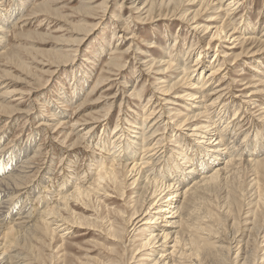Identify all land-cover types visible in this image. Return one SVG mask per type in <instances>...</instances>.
Returning a JSON list of instances; mask_svg holds the SVG:
<instances>
[{
	"label": "rangeland",
	"instance_id": "obj_1",
	"mask_svg": "<svg viewBox=\"0 0 264 264\" xmlns=\"http://www.w3.org/2000/svg\"><path fill=\"white\" fill-rule=\"evenodd\" d=\"M213 1L209 7L202 10L199 9V2L183 0L175 7L174 11L172 7L157 6L149 16L145 13L147 9L142 10V16L140 17L138 11H134L132 0H109L107 5H103L106 0H93L91 5L94 11H90L89 15L84 13V8L87 7H85V3H88V0H0V3L4 2V7H1L4 10L2 15L18 10L15 17L8 22L12 26L9 25V29L5 34V45L0 46V180L2 178L7 179L12 174L15 176L17 170H20L23 165L27 167L24 171L25 174L22 173L26 177H24L25 180L23 179L22 183H19L15 193L12 192L13 195L9 193L7 197H4V203L9 204L11 200L13 203L11 202L10 205L6 203L3 206L7 212V215H3L7 218L3 222V226H12L17 218H28L26 221L27 226L29 224L32 227L41 225L35 228L34 235H28L26 244L20 243L17 246H9L8 252L10 255L12 254V263L19 262L21 259L22 261L19 262L21 264H26V262L27 264H153L152 260L157 256H153L152 247L145 251H139L138 249L139 252L136 249L141 245L143 238L150 234L145 224L147 219L154 215V211L149 210V201L147 204H143V201H136L144 185V176H142L144 174L141 173V176L135 177V179L139 178L137 182L139 184L131 187L134 179L131 180L133 176L130 178V173L127 170V168L129 170L131 168L130 162L123 163L127 168H123L121 174V180L126 184L124 198L113 188H107L110 192L108 195L104 194L103 191L90 188L91 192L95 191L96 194L93 192L94 195H91V201L86 200L90 202L88 206L81 202H73L74 212L76 216L78 215L77 217L82 219L84 226L70 225L73 228L70 231L71 233L67 235L68 232H63L60 228L52 236L45 233L47 230L43 226V220L40 222L38 220L41 219V214H44L43 212L48 205L53 207L62 195H67L73 190V187L79 182L77 180L82 182L86 175H89L86 178L88 183H84L86 188L89 187L91 181H93L90 178V165H92L94 159V163L97 162V154L101 152L96 145L99 143L100 138L106 139L109 151L111 142L114 141L112 133L118 123L124 125L122 127L126 130L128 138L133 135L137 136L139 139L136 140V143L139 144L143 140H140V138L144 133L131 127L132 124L141 127L143 119L148 117L146 126L152 127L145 136L150 137L158 127L160 128L158 130H161L157 133L156 140L151 143L152 145L160 140L162 135L159 134L164 133V126L168 123V119H165L166 122L162 118L158 119L162 113L170 112V117L177 116L180 113L178 115L180 118L175 119L178 124H182L188 116L190 119L185 123L186 125L179 129V134H182L186 140L184 144L176 143V139L173 137L165 142L166 145L161 143V148L157 151L159 153L155 157L161 156L163 162L165 159L167 161L171 155L181 156L182 154L177 151L180 152L183 146L185 148L188 145L185 149L188 150V154L192 153L191 150L196 145L195 141L193 137H191L192 141H189V137L185 136H190L191 130L195 126H199L202 121H205L204 117L199 118L200 120L191 118L202 112L197 108L201 105L199 104L200 99L191 101V98H186L187 94H195L196 91L191 90V86L184 82L179 84L172 92L166 94L162 91L156 92L157 89H164L168 82H174L181 77L176 75L175 68L177 66L173 65V69L164 73L160 65L153 64L152 70L148 69L149 66H146V72H142L143 66L151 60L156 59L155 62L158 63L169 58L165 55L167 51L173 50L172 45L175 44L176 36L180 35L181 45L179 43V47L182 48V52H180V56L175 62L176 65H182L183 63L180 62L183 61L184 64L189 63L190 66H194L197 57L201 58L200 52H206V56L203 54L204 62L198 64L202 68L208 66L202 76V79L206 80V74L210 70L223 64L222 70L214 76V80L210 83L211 90L204 91L203 95H213L217 90L225 89V97L222 100L228 101L227 109L230 113L223 122L230 119L233 123H237L233 128L238 136L237 139H234L236 140L234 144L239 145L243 142L245 146L247 140L251 141L250 139L254 138L256 128L261 127L260 130L264 128V124H262L264 95H257L261 98L253 97L257 101L256 105H250V111L247 112L246 105H243L240 111L238 110L242 101H247L245 96L257 92L264 93L261 90L264 81V0H241L242 2L239 5L242 7L233 11L236 15H234L235 21L238 23H236L237 30L235 33L229 30L227 35L222 34L221 37L212 39L211 36L215 30L220 28L226 21V19L222 21L223 17L230 13L227 11L229 0ZM22 7L24 8L22 9ZM218 7L221 8L215 10ZM118 13L121 14L123 20L128 22L127 28L119 26L116 30L118 33L116 35H122L119 43L118 37L112 40L113 28H115L113 26V15ZM195 14H197L196 19L190 21ZM185 15L186 18L184 19L183 16ZM247 21L252 22V26L245 30ZM206 27L210 28L209 31L203 32L202 30ZM244 31H247L245 32L246 35L244 34L245 36L242 35ZM226 36L229 38H226ZM81 39L84 40L79 43L78 41ZM243 40L247 42H243ZM145 42L155 43L152 44L154 47L151 48ZM116 47L121 49L122 53L131 48L130 52L125 55L124 63L126 66L122 71L113 66L111 67L109 64V59L116 52ZM144 51H146V54ZM189 51H191V56L185 62L184 60ZM139 59L144 60L140 61ZM224 59L227 60L226 63H223ZM259 66L260 70H258ZM81 68L89 72L86 74L87 79L84 81L82 77L85 74L82 73ZM101 77L107 78L108 81L96 88V82ZM125 81L129 82L128 87L124 85ZM76 83L80 84L82 88L77 86ZM204 84L205 82H202V85ZM141 86L145 87L142 97H134V92L140 90ZM197 95L200 97V94ZM150 99L151 102H149ZM209 103L211 102H208V105ZM223 104L224 102L220 101L217 105L218 108L221 109ZM111 105L113 106L111 107ZM218 110L216 107L208 111L213 121L218 119V116L215 117ZM105 119H109L108 126H105ZM172 119H169V121ZM162 121L163 126L161 125ZM157 123L160 125L155 126ZM170 126L174 127L175 132H177L175 126ZM75 127L77 128L75 129ZM90 127H94V131L90 134L91 136L88 135L86 139H83V135ZM134 131L137 134H131ZM169 132V129L166 130V135ZM183 137L180 136V140ZM246 137L247 140L245 141ZM124 138L118 141H124L122 145L127 146V141L125 142ZM28 144L31 146L23 159H21V156L16 158ZM163 146H166L165 150H162ZM134 147L137 150L139 146L135 145ZM260 150L262 149L260 148ZM136 152L138 153L137 159L140 160L142 153L140 150ZM244 152L243 157L253 153V151ZM258 152H260L259 149L255 151V155ZM260 156L258 159L264 158V155ZM174 157L177 159L176 156ZM15 158L21 160L15 164ZM194 159L198 161L200 157L196 155ZM236 159L240 160L238 157ZM145 171L147 169H144L143 172ZM257 172L262 188L263 201L261 207L256 210L255 203L251 204L252 207H246L245 215L241 218L248 217L249 221L255 218L250 213L257 212L255 215L257 218L256 225L263 228V237L264 162L256 170L239 164L232 166L226 180L221 184L219 193L209 197L213 201L210 209L213 210V213L225 211V209L216 208V206L218 202L221 203V206L224 205L223 202L228 197L227 191L229 189V193H237H235V199L237 200H241L240 197L243 199V196L249 198L251 195L249 193L250 180L254 179V174ZM158 175L160 174L156 176ZM65 180H68L67 184ZM64 184L66 185L62 188L61 186ZM59 188L61 189L59 190ZM248 188L249 190H247ZM58 191L64 194L61 195ZM52 195L57 198V202ZM154 202L151 204H154ZM233 207L234 214L238 217L239 208L235 205ZM219 208L221 210H218ZM136 209L142 212L135 216L129 224L130 216ZM86 210L88 212H83ZM250 210L253 211L249 213ZM247 211L249 215L246 214ZM205 212L200 211L198 215L205 216ZM3 216H0V221H3ZM241 218L239 221L244 220ZM23 219L18 220V222H22ZM71 219H74V217H71ZM113 222H115L118 235L122 240L111 237L107 232L109 225ZM230 222L224 224L226 227L217 226L214 230L217 228L222 229L224 235L231 240L234 235V228L232 227L235 226H230ZM251 222L250 220L246 224H251ZM159 225H150V227ZM237 225H239V222ZM123 228L125 229V236L122 233ZM223 228L226 229L223 231ZM248 235L249 231H246L245 226L242 227L237 241L244 240L245 243ZM0 245H2L0 246L1 251L4 244L0 241ZM237 246L236 248H238ZM256 249L258 255L262 257L264 255V242L261 241ZM16 250L23 256H15ZM204 254H209V256H201L203 257L202 264H204V260L206 264H209L208 262L214 264V261L215 264L219 263L218 258L212 252L207 251ZM207 257H210L208 262ZM235 257L236 255H233V258ZM261 262V259H259V263L256 262V264H264Z\"/></svg>",
	"mask_w": 264,
	"mask_h": 264
},
{
	"label": "bare ground",
	"instance_id": "obj_2",
	"mask_svg": "<svg viewBox=\"0 0 264 264\" xmlns=\"http://www.w3.org/2000/svg\"><path fill=\"white\" fill-rule=\"evenodd\" d=\"M182 1L183 0H132V5L135 8L134 11H136V12L138 11L137 13L140 14V17H141L142 16V14H141L142 10L147 9V11L145 13L147 16H149L157 6L161 7V6L165 5L168 7H172V10L174 11L175 7ZM189 1L190 2H196V1L199 2V5H200L199 9H202V10L209 7L214 2L213 0H189ZM92 2H93V0L92 1L88 0V3H85V7L87 6L86 8H84L85 14L89 15L90 11H94V8L91 5ZM241 2H242L241 0H229V4L227 5V8H228L227 11L230 13L226 14L223 17L222 21H224L225 19H226V21H224V23L221 25L220 28L215 30V32L211 36L212 39H214L215 37L219 38L222 36V34L227 35L229 30H232L235 33V31L237 30V25H236L237 22L235 21V19H236L235 18V16H236L235 12H233V11L238 10L240 7H242L239 5ZM3 3L4 2L0 3V40H1L0 46L2 45V47H3V45H5V41H6L5 40V34H6L7 30L9 29V25L11 24L8 22L10 20H12L15 17V15L18 13V10L17 11L15 10L16 12L15 11L13 13L7 12V14L4 13L2 15V12H4L3 8H1V7H4ZM107 4H109V0H106V2H104L103 5H107ZM21 5L23 6V4H21ZM23 8L24 7H22V9ZM220 8L221 7H218L215 10H219ZM19 9H20V7H19ZM120 13L113 15V26H115V28H113L114 34H113L112 40L118 37L119 38L118 43L122 39V35H116V34H118L116 32V30H117V28H119V26L121 28H125V27L127 28V23H128V22H126V20L122 19V16ZM186 15L183 16L184 19L186 18ZM196 17H197V14L193 15V17L191 18L190 21H193L194 19H196ZM12 22H15V21H12ZM247 22H246L247 24L245 25V30L249 29V27L252 26L251 25L252 22H250V21H247ZM242 23H243V21H242ZM10 26H12V25H10ZM209 29H210L209 27H206L202 31L207 32V31H209ZM245 32H247V31H244L242 33L243 36L246 35ZM167 37H169V35H167ZM167 37H166V39H167ZM180 38H181L180 35L176 36L175 44L172 45L173 50L166 52L165 56L169 57L166 61H164V62L160 61L157 63V62H155L156 59H154V60H151L152 62L149 60L150 62H148L147 64H145L146 62L145 63L143 62L145 65L143 66L142 72L143 73L146 72V69H145L146 66H149L148 69L152 70L154 65H160V67H162L161 70L164 71V73H167L170 69H173L174 66H177L175 68L176 75H178V76L180 75L181 77L174 82H171V83L168 82V85H166V87L164 89L160 88L159 90L157 89V91L156 90L155 91L157 93L162 91L166 94V93L172 92L173 90H175L179 86V84L185 82L191 86V88H190L191 90H195L197 92V93L195 92V94L190 93V94L186 95L187 96L186 98H191V101H197L200 99L199 104H201V105L197 108L199 110H202V112L200 114H198L197 116L195 115V117H191V118H197V119H199L201 117L205 118L204 119L205 121H202V123L199 126H195L191 130L190 136H188V135L185 136L187 138L189 137V141L191 140V137H193V139L195 141L194 143L196 145L194 146V148H192V150H191L192 153L188 154V150L185 149L186 147L189 146L188 145L185 148H184V146L183 147L181 146L182 149H180V152L177 151L178 153L182 154L181 156L180 155H174L177 157V159L171 155V157H169L167 161L165 159V161L162 162L161 156H159L158 158L155 157L156 155H158L159 152H157V151L159 150V148H161V145L162 144L166 145L165 142L168 141L169 139L173 138V137L176 139V143L184 144V142L186 140L182 134H179V132H180L179 129H181L182 126L186 125L185 123L190 119V117H188V116H186L187 119L182 124H178L177 120L175 121V119L180 118V116H178L180 113L174 117L169 116L170 112L166 111V112L162 113V115H160L158 117V119L162 118L163 121H165V119H168V123L165 124V126H164L165 127L163 130L164 133L159 134V135H162L160 140H158L161 142L157 141V143L152 144V145H151V143L156 140L155 139L156 135L161 130L159 131L158 129H160V128L158 127L157 130L153 131V133L150 137H146L145 135L147 133H149V131H150L149 129L152 127V126H146V123L148 122L147 121L148 117H147V119H143V121H142L143 124L140 125L141 127H138V126H135L134 124H132L131 128H133L137 131H139V130L141 132L143 131V133H144V134H142V137L140 138V140L141 139H143V140L141 142L139 141L140 142L139 144L136 143V140H138L139 138L135 135L128 138L126 135V130H124V128L122 127L124 125L118 123V124H116V126L114 128V132L112 133V139L114 141L111 142V146H110L111 148L109 147V151H108V145L106 144V139L104 140L103 138H100L99 143L96 145L97 149L101 152L99 154H97L98 155L97 162L94 163L95 162V159H94V162L92 163V165H90L91 166L90 172L92 174V175L90 174V178H91V180L93 179V181L90 180L91 183H90L89 187L86 188V186L84 185V183L87 182L86 178L89 177V175H86V178L82 182H81V180H77V181H79L78 184L75 187H73V190L71 192H69L67 195H62L64 193H62V192L60 193L58 191L62 195V196L60 195L61 199L58 200V202H57V198L52 195L53 197L56 198L57 203L53 207H50L48 205L47 208L45 209V211L43 212L44 214L43 215L41 214V219L38 221L40 222L43 220V222H44L43 226L47 230V232H45V233L50 234L52 236L60 228L62 229L63 232H65V231L68 232V233H66V235H67V234L71 233L70 231L73 228V227H70V225L71 226H84V224H83L84 222L82 221V219L77 217L78 215L76 216V213L74 212L73 202H81L85 206H88V203H90V202H87L86 200L91 199V195L93 194V192H94V194H96L95 191H93V190H92L93 192H91L90 188H93L96 191H103L104 194H107V195H108V193H110L107 188H113L114 191H117L120 194V196L123 197L125 195L124 190H125L126 184L123 183L124 182L123 180H121V174L123 171L122 169L127 168V166L123 165V163L130 162L131 168H130V170L127 168V170L130 173L129 177L131 178L133 176V178H131V180L134 179L131 183V187L136 185V184L137 185L139 184V183H137L139 178L135 179V177H138L141 173L144 174V175H142V176H144V185L142 186V189L140 190L141 193L138 196L139 199L137 198L136 201L137 202L143 201L142 202L143 204H147V202L149 201V203H148L149 210L151 209L154 211V215L151 216L149 219H147V223L145 224L146 228L149 229L150 234L147 237L143 238V240L141 241V245L139 247H137L136 249H137V251H138V249H139V251H145V250L149 249L150 247H152L153 256L154 255L157 256V258L155 257L154 260H152L153 264H186V263H190V262L192 264H197V263L202 264L203 263V257H201V256L202 255H204L205 257H206V255L209 256V254H206V255L204 254L207 251H210L216 255V258H218V260H219V263L217 262L218 264H256V262L259 263V259H261V261H262L261 263H264V255L262 257H260L258 255V252L256 249V247H258V245L261 243V241L264 242V236L262 237L263 228L258 227L256 225L257 218L255 215L257 212H254L253 210L249 211V213L253 211V213H250V214L255 217V218L250 219L252 221L251 224H246L250 221V220L248 221V217L245 219L243 218L245 215L244 211L247 209L246 207L250 206L253 203H255V205H256V210L257 209L259 210V208L261 207V202L263 201V199H262L261 183H260V179L258 177L259 173L258 172L255 173L256 175L254 174V176H255L254 179L250 180L251 186H250L249 193L251 195L249 198H247V196H243V199H242V197H240L241 200H237V199H235V196H236L235 193L236 192L232 194V193H229L230 189L227 191L228 197L226 198V200L224 197L225 201L224 202L222 201L224 205L221 206L220 205L221 203L219 204V202H218V205L216 206V208L220 207V208L225 209V211L222 209L224 212L218 211V213H213L212 212L213 210L210 209L213 201L211 200V198H209V197H211V195L219 193L221 184L223 183V181L226 180V178L230 172V168L232 166L239 164V165H244V167H249L253 170L258 169L259 166H261V164L264 162V158L263 159H258V158L261 157L260 155H264V128L261 130H260L261 127L259 129L256 128V130H257V131L255 130L256 134H255L254 138L250 139L251 141L247 140V137H248L247 136L244 139L245 141L247 140L246 142L244 141L245 146H244L243 142L239 145L234 144L236 141L234 139L235 138L237 139L238 136L236 135V131L233 128L237 123H233L230 119L226 122H223V120L226 117H228V114L230 113V111H228V109H227L228 108V104H227L228 101L222 100V99H224L223 97H225V93H224L225 89L224 90H217L215 92V94H213V95H210V94L203 95L204 91L211 90L210 83H212V81L214 80V76L217 75L218 72H220L222 70L223 64L220 67L213 68L212 70H210L206 74V76H207L206 80H203L202 76H203L204 71L208 69V66H205V68L198 66V64H200L202 61L204 62L203 54H205V56H206V54H207L206 52H203V51L200 52L201 58L197 57V61H196L194 66H190L189 63L184 64L183 61L180 62V63H183L182 65H179V64L176 65L175 62L179 58L180 52H182L181 51L182 48L179 47ZM226 38H229V37L226 36ZM83 40L84 39H81L78 42L81 43V41H83ZM243 42H247V41L243 40ZM145 43L148 44L149 46H151V48L154 47L152 44H155V43H147V42H145ZM196 44L198 45V43H196ZM177 45H178V48H177ZM180 45H181V43H180ZM117 46H119V45H117ZM120 50L121 49H118V47L115 48L116 52L115 53L112 52L114 54H112V56L110 57L109 64L111 65V67L113 66L114 68L122 71L123 68L126 66V64L124 63L125 55H127L130 52L131 48H129L124 53H122ZM145 52L146 51H144V53ZM190 56H191V51H189L187 53L186 59L184 61L187 62L189 60ZM139 60L143 61L144 59H139ZM226 62H227V60L224 59L223 63H226ZM258 64L260 65V62ZM81 70H83V68H81ZM258 70H260V66H259ZM82 73L85 74V76L82 77V79L84 81L87 79L86 74L89 72L88 71L86 72L83 70ZM74 79H75V77H74ZM175 79H177V78H175ZM106 81H108L107 78L101 77L96 82V85H95L96 88H97V86L103 85ZM202 82H205V84L202 85ZM128 84H129V82H126V81L124 82V85L127 87H128ZM262 85H263L262 86L263 88L261 90L264 91V81L262 82ZM77 86L81 87L80 84H77ZM124 87H122V88H124ZM219 87L221 88V86H219ZM140 88H141L140 90L138 89V91L134 92L135 93L134 97H136V96L138 98L142 97V94L145 92V87L141 86ZM77 93H79V92H77ZM197 94H200V97H198ZM257 95L262 96V95H264V93H258L257 92V93H252L248 96H245L247 98V101L246 100L244 102L242 101L238 110L240 111L242 109L243 105H246L245 108H247V112L250 111V109H249L250 105H256L257 99L255 100V99H253V97H259ZM259 98H261V97H259ZM220 101H222V103L224 102L223 107L221 109H219L218 108L219 106H217ZM123 102H124V99H123ZM149 102H151V99L149 100ZM208 102H211V103H209V105H208ZM112 106L113 105H111V107ZM216 107H217V110L219 109L217 111L218 113L216 112L217 114L215 115V117L218 116V119L216 118L217 120L213 121L212 120L213 118H211V116L208 114V111L209 110L211 111L212 109H214ZM239 111H238V114L240 113ZM153 113H155V111H153ZM262 113H261L262 118H263L262 124H264V110ZM143 115H144V117L146 116L145 112ZM171 118H173V119L171 121H169V119H171ZM233 119H235V118H233ZM127 121H129V120H127ZM163 121L161 122V125H162ZM103 122H104V120H103ZM123 122H126V121H123ZM235 122H237V121H235ZM159 123H157L155 126L160 125ZM108 125H109V119L105 121V126H108ZM170 125L175 126V129H177L176 130L177 132H175L174 127H172ZM238 125H240V124H238ZM130 126H131V124H130ZM76 128L77 127H75V129ZM168 129L170 132L166 135L165 132H166V130L168 131ZM93 131H94V127L93 128L90 127V129H88V131L85 133V135H83V139L84 138L86 139L87 136L90 135ZM181 133H182V130H181ZM131 134H137V132L134 131V132H131ZM180 136L183 137L182 140H180ZM157 137H159V136H157ZM94 138H95V136H94ZM121 138H124L125 142L127 141V146L122 145V143L124 141L123 142L118 141ZM230 139H231V141H229ZM192 144H193V142H192ZM91 145H92V143H91ZM135 145L139 146L137 148V150L134 147ZM30 146L31 145L28 144L25 147L26 150L24 149V151H22L20 154H18L16 156V158H19V156H21V159H23L24 155L28 153ZM176 147H178V146H176ZM260 148L262 150H260ZM103 149H105V150H103ZM165 149H166V146L165 147L163 146L162 150H165ZM174 149H173V151H175ZM189 149H191V148H189ZM258 149L260 152H258L255 155V151ZM139 150L142 153V155H141L142 158L140 160L137 159L138 153L136 152V151L139 152ZM242 150H244L246 152L247 151H250V152L253 151V153H250V155L247 154L246 157H243L245 152L244 151L242 152ZM240 151L242 152L241 154L239 153ZM162 153H164V152H162ZM196 155L200 157V159H198V161H195L196 159H194ZM237 157L240 158V160H237L236 159ZM16 158H15V160H16ZM155 158H157V159H155ZM11 159H12V157H11ZM21 159H19V160H21ZM19 160H16L14 163L15 164L18 163L17 161H19ZM29 162H30V160H29ZM167 163H168V165H167ZM26 168L27 167L25 165H23L20 170H17L18 172H16L17 174L15 176L12 174L13 176L11 175V177L9 176V178H7V179L2 178L0 180V216L1 217L4 214L7 215V212L5 211L6 208L3 207L7 203V202L6 203L3 202V200L5 199L4 197H7V194L9 195V193H11V194H12V192L15 193V190H17L19 183H22L23 179L25 180L26 177L23 176L22 173L25 174L24 171ZM144 169L145 170L147 169V171L143 172ZM157 174H160V175L156 176ZM190 180H192V181L190 182ZM67 181H66V184H67ZM188 182H190V183L188 184ZM66 184L62 185L61 187L62 188L65 187ZM225 184H227V183H225ZM227 186H228V184H227ZM60 189L61 188H59V190ZM247 190H249V188ZM247 195L249 196V194H247ZM58 196H59V194H58ZM101 198H103V197H101ZM151 200L155 201L154 204H151L153 202ZM136 201H134V202H136ZM11 202H12V200L9 202V204L8 203L7 204L10 205ZM1 204H3V205H1ZM234 205L239 208L240 213H239L238 217L234 214V207H233ZM250 207H252V206H250ZM220 208L218 210H221ZM153 211H151V212H153ZM200 211H204V212L206 211L205 214L203 213L205 216H203V215L199 216L198 214L200 213ZM242 211H243V213H242ZM83 212H88V211L86 210ZM141 212H142L141 210L139 211L136 209L132 213V215L130 216L129 222L128 221L127 222L129 224H131L134 217L137 216L138 214H140ZM249 213L247 211L246 214L249 215ZM18 215H19V213H18ZM241 216H243L242 218L244 220L239 221ZM71 217H74V219H71ZM5 218L6 217H4L3 219L1 218L3 221H0V241L2 242V244H4L3 247L1 248V251H0V264H13V263L21 264V263H19L20 261H22L21 259H20V261L17 259L19 262H13V263L11 262V260H12L11 255L12 254L10 255V253L8 252L9 246L10 247H12L14 245L17 246L20 243L26 244V242L28 241V235H30V234L34 235L35 233H33V231H35V228H38L41 225L40 226L35 225L34 227H32L29 224L27 226L26 221L28 220V218H24L25 220L23 218H17V220H14L12 226H10V227L6 226L5 227V226H3L4 225L3 222H5L7 220V218L6 219ZM22 219H23L22 222H18V220L20 221ZM230 221H232V222H230ZM226 222L227 223L230 222L231 223V224H229L230 226L231 225L235 226V227H232V228H234V235H233V238L231 237L232 238L231 240L228 238V236L224 235V233L221 231L222 229L220 230L219 228H217L214 230V228L217 226L226 227L224 225ZM238 222H239V225H237ZM157 223L160 225L155 226V227H150V225H158ZM60 224H62V225H60ZM128 225H127V228H128ZM236 225H237V228H236ZM249 225H251V226H249ZM244 226L246 227V231H249L248 239L245 241V243H244V240L238 242L237 237L240 234V230ZM225 229L226 228H223V231ZM144 231H146V230H144ZM107 232L109 233V235L111 237L122 240V238H120L118 235V231L115 227V222H113L112 224L109 225ZM124 232H125V229L123 228V230H122L123 235H124ZM63 235L65 236V233ZM63 235H62V237H63ZM21 240H23V241L21 242ZM234 245H235V247H233ZM0 246H2V245H0ZM236 246L238 248H236ZM235 251H237V252H235ZM254 254H255V256H254ZM233 255H236V257L233 258ZM15 256L18 257V256H23V255L18 253V250H16ZM144 256H147V255H144ZM210 257L206 258L207 262L210 261L209 260ZM24 258H26V257H24ZM25 261H26V259H25ZM126 262H128V261H126ZM211 262H212V260H211ZM208 263L210 264V262H208ZM215 263L216 262L214 261V264ZM26 264H27V262H26ZM204 264H206L205 260H204Z\"/></svg>",
	"mask_w": 264,
	"mask_h": 264
}]
</instances>
